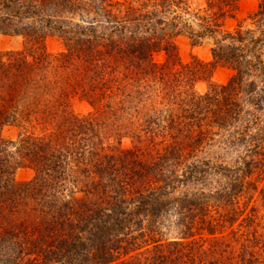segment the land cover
Returning a JSON list of instances; mask_svg holds the SVG:
<instances>
[{"label":"trees","instance_id":"trees-1","mask_svg":"<svg viewBox=\"0 0 264 264\" xmlns=\"http://www.w3.org/2000/svg\"><path fill=\"white\" fill-rule=\"evenodd\" d=\"M240 1L0 0L24 40L0 53V264H264V0L227 30Z\"/></svg>","mask_w":264,"mask_h":264},{"label":"rangeland","instance_id":"rangeland-1","mask_svg":"<svg viewBox=\"0 0 264 264\" xmlns=\"http://www.w3.org/2000/svg\"><path fill=\"white\" fill-rule=\"evenodd\" d=\"M261 0H241L238 10L233 17L227 18L225 22V28L227 30L234 29L238 24L244 23L248 16L257 9ZM197 5L201 4L203 0H193ZM176 44L179 51L180 60L183 64H190L195 59L201 61L204 64L212 65L214 60L212 57V42L203 41L202 43H195L188 36H179L176 39ZM24 40L15 35L0 34V53H6L9 51H17L23 48ZM49 49L53 52H57L60 49L58 42L51 41L49 43ZM158 60H162V56L157 57ZM233 76V71L227 67L221 65H215L212 75L209 80H200L196 84V90L204 94L208 91L210 84L225 85ZM73 110L79 116H86L91 111V106L85 102L76 100L73 103ZM20 134V129L14 126H5L2 129V135L9 140H17ZM33 177V171L29 169H19L16 173V179L18 181H29Z\"/></svg>","mask_w":264,"mask_h":264}]
</instances>
